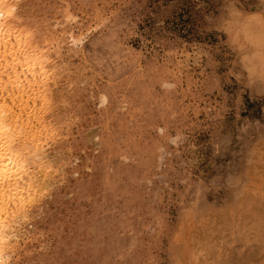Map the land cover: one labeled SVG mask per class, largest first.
<instances>
[{"label": "rangeland", "instance_id": "374dc122", "mask_svg": "<svg viewBox=\"0 0 264 264\" xmlns=\"http://www.w3.org/2000/svg\"><path fill=\"white\" fill-rule=\"evenodd\" d=\"M16 6L55 103L4 264H264V0Z\"/></svg>", "mask_w": 264, "mask_h": 264}, {"label": "bare ground", "instance_id": "6f19581e", "mask_svg": "<svg viewBox=\"0 0 264 264\" xmlns=\"http://www.w3.org/2000/svg\"><path fill=\"white\" fill-rule=\"evenodd\" d=\"M17 1L0 0V264L5 263L12 250L13 227L27 212L28 199L34 201L38 193L34 178L41 158L38 143L48 131L40 116L38 130L29 124L34 108L30 99L33 96L41 100L45 108L55 103L46 81L45 61L52 62L51 53L36 44L41 34L31 31V26L14 10ZM24 70L31 71L32 76L26 77ZM23 72L26 79L22 78ZM37 83L43 88L38 86L31 93L29 86Z\"/></svg>", "mask_w": 264, "mask_h": 264}]
</instances>
